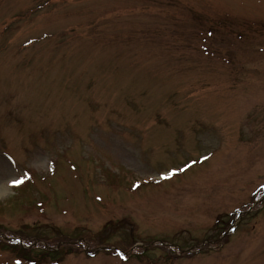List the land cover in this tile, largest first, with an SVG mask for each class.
<instances>
[{"label":"rangeland","instance_id":"obj_1","mask_svg":"<svg viewBox=\"0 0 264 264\" xmlns=\"http://www.w3.org/2000/svg\"><path fill=\"white\" fill-rule=\"evenodd\" d=\"M0 264H264V0H0Z\"/></svg>","mask_w":264,"mask_h":264}]
</instances>
